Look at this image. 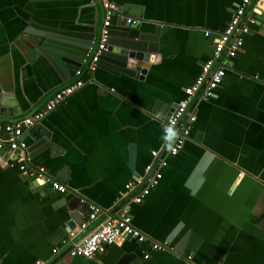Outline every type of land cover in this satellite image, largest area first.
Segmentation results:
<instances>
[{
  "label": "crops",
  "instance_id": "1",
  "mask_svg": "<svg viewBox=\"0 0 264 264\" xmlns=\"http://www.w3.org/2000/svg\"><path fill=\"white\" fill-rule=\"evenodd\" d=\"M111 1L142 32L168 25L158 61L143 79L102 68L91 74L90 58L78 69L81 76L66 78L44 56L23 53L31 21L51 20L61 29L95 34L98 42L105 14L93 0H0V122L32 116L60 88L85 82L24 135L28 147L49 140L30 157L66 185V193L32 185L0 154V264H118L123 257L127 264H186L187 256L192 264H264V14L242 51L223 58L227 75L215 95L191 103L197 120L172 157L161 139L163 121L213 57L214 39L241 0ZM155 150L167 161L163 177L129 209L148 240H128L92 258L69 256L64 241L86 234L79 226L88 205L119 210L138 191L127 193L125 185L147 176ZM164 240L175 251L152 250V241Z\"/></svg>",
  "mask_w": 264,
  "mask_h": 264
},
{
  "label": "built area",
  "instance_id": "2",
  "mask_svg": "<svg viewBox=\"0 0 264 264\" xmlns=\"http://www.w3.org/2000/svg\"><path fill=\"white\" fill-rule=\"evenodd\" d=\"M101 2L105 16L98 44L88 61V70L91 74H95L99 69L100 58L107 50L113 18L118 17V20H124L128 25L137 23L134 18L121 16L119 6L111 0H101ZM263 14L264 0H241L225 30L215 37L213 57L202 64L201 72L194 83L185 89V97L176 104L174 110L163 121L164 129L171 121H175V129H178L176 131L179 133L175 146L176 151L171 152L166 148L167 156H177L192 132L197 116L190 111L191 103L196 98L200 101H208L215 95V91L223 84L227 75V67L223 58H235L242 51L245 36L250 34L251 27L258 24L259 17ZM205 35L210 37L211 32L207 31ZM81 74V70L76 71V75L81 76ZM84 84L82 79H78L60 88L48 99L44 107L32 116L14 122H0V150L10 153L8 167L18 171L22 177L36 187L50 186L59 193L67 192V186L51 177L46 167L32 162L28 144L24 139L25 131L40 123L45 116L54 111L66 98L80 90ZM151 155L155 163L147 165V176L139 177L125 185L127 193L133 189L138 191L130 197L122 194L121 198L126 197V202L119 210L108 213L96 204L88 205V218L79 226V229L86 231V234L72 244L68 243L70 241H64L69 256L92 258L98 253H105L110 246L122 245L128 240H136L139 243L148 240V237L133 225L129 209L131 204H141L163 177L160 169L167 165V161L159 160V151H152ZM69 237L75 238L76 232L71 231ZM151 248L155 251H175L168 240L152 241ZM58 252V248L53 249L54 254ZM145 258L148 259L149 255L146 254ZM192 259V256H187L186 264H192Z\"/></svg>",
  "mask_w": 264,
  "mask_h": 264
},
{
  "label": "water",
  "instance_id": "3",
  "mask_svg": "<svg viewBox=\"0 0 264 264\" xmlns=\"http://www.w3.org/2000/svg\"><path fill=\"white\" fill-rule=\"evenodd\" d=\"M93 3L104 15L101 0H93ZM118 21V17L112 20L111 38L107 50L100 58L99 68L116 76L126 75L143 79L150 67L158 61L159 37L168 25L159 23L155 32L145 33L126 23L119 24ZM59 26L51 20L31 21L24 30L27 38L22 40L20 45L25 55L44 56L61 75L70 78L92 56L98 42L95 41V34H82L70 29H61ZM49 145V140L42 138L29 147L28 151L30 153L32 150H42ZM0 154L8 162L10 153L0 150ZM69 226L72 228L73 223L70 222ZM126 260L127 258L123 257L118 264H127Z\"/></svg>",
  "mask_w": 264,
  "mask_h": 264
},
{
  "label": "clouds",
  "instance_id": "4",
  "mask_svg": "<svg viewBox=\"0 0 264 264\" xmlns=\"http://www.w3.org/2000/svg\"><path fill=\"white\" fill-rule=\"evenodd\" d=\"M165 146L168 148L169 151L175 152L176 151V143L179 139V133L175 129V121H171L164 129V134L161 137ZM130 148L135 150V145H130ZM194 194V193H193ZM40 264V262H38Z\"/></svg>",
  "mask_w": 264,
  "mask_h": 264
},
{
  "label": "flooded vegetation",
  "instance_id": "5",
  "mask_svg": "<svg viewBox=\"0 0 264 264\" xmlns=\"http://www.w3.org/2000/svg\"><path fill=\"white\" fill-rule=\"evenodd\" d=\"M100 31H101V29H100ZM99 36H100V32H99Z\"/></svg>",
  "mask_w": 264,
  "mask_h": 264
}]
</instances>
